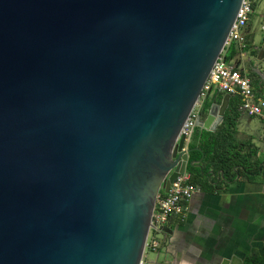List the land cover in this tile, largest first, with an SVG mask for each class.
<instances>
[{
  "label": "water",
  "instance_id": "obj_1",
  "mask_svg": "<svg viewBox=\"0 0 264 264\" xmlns=\"http://www.w3.org/2000/svg\"><path fill=\"white\" fill-rule=\"evenodd\" d=\"M242 2L0 0V264L143 263L157 197L201 167L177 140Z\"/></svg>",
  "mask_w": 264,
  "mask_h": 264
},
{
  "label": "crops",
  "instance_id": "obj_2",
  "mask_svg": "<svg viewBox=\"0 0 264 264\" xmlns=\"http://www.w3.org/2000/svg\"><path fill=\"white\" fill-rule=\"evenodd\" d=\"M244 36L250 49L263 48L250 35ZM234 45L237 55L238 45ZM254 69L255 66L252 71ZM241 71L251 81L249 73ZM259 86L264 90V79L261 77ZM253 90L258 97L264 98V93L260 95L255 87ZM218 94L215 92L211 97L217 100ZM221 94L217 103H221L226 95ZM239 112L240 117H247L251 129L254 117ZM238 123H242L240 119ZM236 139L243 153L250 149L253 151V160H259L262 168L253 175L244 171L234 172L227 179L222 170L213 167L205 173L202 159L198 160L201 161L199 169L204 172L202 181L195 184L199 191L189 202L183 216H173L169 220L167 226L172 233L164 236V249L160 248L155 259L148 258L143 264H215L232 257L245 264L248 256L255 252L264 253V148L260 145L264 143V135L259 136L253 129L241 132L237 128Z\"/></svg>",
  "mask_w": 264,
  "mask_h": 264
},
{
  "label": "built area",
  "instance_id": "obj_3",
  "mask_svg": "<svg viewBox=\"0 0 264 264\" xmlns=\"http://www.w3.org/2000/svg\"><path fill=\"white\" fill-rule=\"evenodd\" d=\"M253 8V0H243L226 43V47H230L234 43L237 44L238 52L242 56L245 55L244 49L248 45L242 30L247 27ZM224 51L215 62L198 102L181 128L177 140L178 143L184 137L183 146L177 152L180 158L185 154L189 155L190 145L198 129L196 119L202 114L204 101L215 92L238 97L240 99L239 110L250 117L261 119L264 126V99L255 94L250 79L226 59ZM190 179L191 175L186 169L183 174L178 175L173 180L168 193L159 194L154 207L149 234L154 231L156 234L164 235L163 227L167 226L168 221L173 216H183L187 212L189 202L199 191L196 186L190 183ZM148 238L146 248L147 246L153 249L160 248L161 244L157 238H154L150 243Z\"/></svg>",
  "mask_w": 264,
  "mask_h": 264
},
{
  "label": "trees",
  "instance_id": "obj_4",
  "mask_svg": "<svg viewBox=\"0 0 264 264\" xmlns=\"http://www.w3.org/2000/svg\"><path fill=\"white\" fill-rule=\"evenodd\" d=\"M246 48H251L247 47ZM226 59L229 61L236 55V47L232 44L230 47L224 49ZM254 54L259 51L253 50ZM251 85L256 87L259 85V76L251 73ZM222 94H218V101L220 102ZM216 97H208L203 104L202 115L206 116L214 99ZM240 99L238 97H231L229 108L225 114V119L220 127L215 132L197 129L194 139L190 145V162H195L202 159L203 171L206 173L210 167L215 170H222L229 179L231 173L244 171L248 175L257 174L262 168L259 160H253V154L250 149L249 152L243 153L239 148L241 145L237 142V123L240 119L239 112ZM251 148V147H250ZM194 165L188 167V172L191 175L190 183L194 186L203 179V172ZM161 194H165L163 191ZM168 236V235H167ZM245 264H264V253L255 252L245 259Z\"/></svg>",
  "mask_w": 264,
  "mask_h": 264
},
{
  "label": "rangeland",
  "instance_id": "obj_5",
  "mask_svg": "<svg viewBox=\"0 0 264 264\" xmlns=\"http://www.w3.org/2000/svg\"><path fill=\"white\" fill-rule=\"evenodd\" d=\"M253 5H254L253 13L251 14L247 27L242 30V34L250 35L253 38L254 42L257 43V45L259 46L260 43L258 41L264 37V0H253ZM253 50L258 51V48L255 49L246 48L244 49L245 55L242 56L238 52L239 54L231 58L230 61L231 64L237 67L240 71L246 70L249 73V76L250 75L252 76L251 73L254 72L252 71L254 66L258 65V60H257L258 53L254 54L252 52ZM226 53L227 52L224 51L225 55ZM255 90L260 95L264 93V90L259 85L255 87ZM240 120L242 123L240 124L237 123V128L241 132H244L245 130L250 132L253 129V131H255L259 136L264 135V127L259 118L257 117L253 118L252 124L250 125L251 129L248 127L249 126L247 123L248 119L245 115H242L240 117ZM258 143H260V141ZM260 145L264 148V143H260ZM167 224H169V221ZM154 238L158 239L159 243L161 244L160 248L164 249V247H162V244L164 242V235L156 234L154 231H151L149 234L148 242L150 243ZM160 248L153 249L150 246H147L144 256V262L147 261L148 258L150 260L155 259L156 256L158 255ZM159 260L161 261L162 259L160 258Z\"/></svg>",
  "mask_w": 264,
  "mask_h": 264
},
{
  "label": "flooded vegetation",
  "instance_id": "obj_6",
  "mask_svg": "<svg viewBox=\"0 0 264 264\" xmlns=\"http://www.w3.org/2000/svg\"><path fill=\"white\" fill-rule=\"evenodd\" d=\"M161 194V193H160Z\"/></svg>",
  "mask_w": 264,
  "mask_h": 264
}]
</instances>
